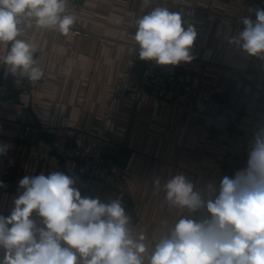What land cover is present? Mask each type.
<instances>
[{"label":"crops","instance_id":"0c3cea01","mask_svg":"<svg viewBox=\"0 0 264 264\" xmlns=\"http://www.w3.org/2000/svg\"><path fill=\"white\" fill-rule=\"evenodd\" d=\"M179 11L184 26H194L197 37L191 62L174 66L197 91V114L173 108L170 95L160 98L145 93L117 99L114 88L127 70L135 45L134 21L148 11L142 0H82L72 13L77 16L72 35L25 27L22 38L38 44L36 58L48 79L30 96L21 95L14 105L0 109L2 156L18 164L1 181L0 215L8 216L18 196L19 181L26 175H48L54 171L76 174L78 162L65 160L63 136L44 139L37 147L17 142L14 123L23 109L34 114L42 126L71 129L79 148L88 149L92 140L118 146L114 160V190L132 218L137 233L149 241L163 219H177L152 193L153 182L184 174L197 187L209 182L219 186L224 176L233 177L222 158L230 147L246 150L243 168L255 134L264 128V58L249 56L229 43L243 28L247 11L243 0H170L152 2ZM152 66H158L155 61ZM2 65H0V70ZM237 88L248 104L235 132L212 133L202 114L229 88ZM242 168V169H243Z\"/></svg>","mask_w":264,"mask_h":264},{"label":"clouds","instance_id":"9594fccd","mask_svg":"<svg viewBox=\"0 0 264 264\" xmlns=\"http://www.w3.org/2000/svg\"><path fill=\"white\" fill-rule=\"evenodd\" d=\"M134 21L139 57L160 66L191 62L197 37L179 11L150 7ZM243 17L229 43L264 58V9ZM69 0H0V65L30 82L44 71L38 44L25 27L72 35ZM7 145L0 144V155ZM0 187H5L0 181ZM10 214L0 215V264H264V128L254 136L247 165L217 187H197L184 174L153 182L152 193L177 214L163 219L151 241L137 233L117 198L82 197L76 179L60 171L24 176Z\"/></svg>","mask_w":264,"mask_h":264},{"label":"built area","instance_id":"2783aa9c","mask_svg":"<svg viewBox=\"0 0 264 264\" xmlns=\"http://www.w3.org/2000/svg\"><path fill=\"white\" fill-rule=\"evenodd\" d=\"M82 0H69V11L77 9ZM170 0H152L166 4ZM244 8L255 14L254 9H264V0H243ZM152 61L141 60L139 47H134L132 56L127 63V70L114 88V93L120 101L129 94L145 93L152 98H160L162 91L171 97L169 104L176 110L186 114H197L195 102L197 91L189 85L184 74H178L174 66H152ZM44 71V70H43ZM48 73L44 71L41 80L30 82L26 78L14 76L2 66L0 70V109L3 106L14 105L21 95L30 96L37 84L44 83ZM248 98L237 88H229L223 100L215 101L202 116L207 120L212 133L237 131ZM13 137L17 142L35 148L44 139L63 136L65 139V160L78 162L76 174H67L76 179V187L82 197L99 198L102 202L117 199L114 183L116 168L114 160L119 148L113 143L92 140L88 149L79 148L76 132L71 129H58L42 126L30 110L23 109L14 123ZM246 150L241 146L230 147L225 152L222 161L230 172L235 174L244 166ZM17 160L12 156L0 158V181L17 167Z\"/></svg>","mask_w":264,"mask_h":264},{"label":"water","instance_id":"95a60500","mask_svg":"<svg viewBox=\"0 0 264 264\" xmlns=\"http://www.w3.org/2000/svg\"><path fill=\"white\" fill-rule=\"evenodd\" d=\"M12 171V170H11Z\"/></svg>","mask_w":264,"mask_h":264}]
</instances>
